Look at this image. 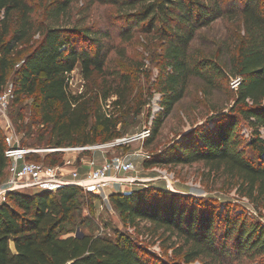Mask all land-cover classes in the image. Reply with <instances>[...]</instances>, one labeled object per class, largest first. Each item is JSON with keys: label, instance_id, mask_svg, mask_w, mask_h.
<instances>
[{"label": "trees", "instance_id": "1", "mask_svg": "<svg viewBox=\"0 0 264 264\" xmlns=\"http://www.w3.org/2000/svg\"><path fill=\"white\" fill-rule=\"evenodd\" d=\"M73 2L51 3L49 15L55 25H43L34 18V9L26 0H0V91L16 68L17 58L24 54L25 48L32 49L14 81L12 106L20 104L25 96H36L38 105L30 125L18 124L22 113L15 120L18 132L25 135L21 147L90 146L99 137L107 142L115 136L118 122L109 113L108 102L112 95L119 93V87L110 84L100 90L97 103L87 91L74 94L70 89L72 73L77 67L81 68L84 85L95 75L102 80L108 75L107 52L103 46L92 52L74 44L77 36L93 41L88 28L57 25ZM124 8L127 40L133 38V28H141L147 34L155 31L164 46L159 83L161 112L155 119L152 139L159 134L164 120L186 98L194 79L202 82V93L207 99L211 93L223 90L224 84L227 94L235 98L229 109L210 105L204 125L146 161L145 166L203 162L210 170L222 171L237 180L240 194L259 208L264 204V137L261 134L264 128V0H124ZM217 20L243 25V35L236 41L235 52L229 48L230 57L225 62L222 53L206 55L193 48L198 33ZM37 35L40 40L35 42ZM111 75L124 78V84L130 88V74ZM236 79H240L239 86L230 90V84ZM244 127L252 130L248 139L241 134ZM243 144L262 158L258 165L246 157ZM10 148L0 129V185L8 170L11 174L6 157ZM27 160L37 162L31 154ZM60 163L54 161L47 165ZM81 193V188L69 185L34 194L10 193L7 204L0 206V264L162 262L130 236L120 235L117 239L84 233L62 236L63 227L79 210L76 198ZM186 199L153 185L110 196L125 226L137 230L142 223H150L147 229L153 235L161 231L159 238L166 235L176 238V244H180L176 254L186 264L199 259L215 264L228 255L226 246L220 247L216 239L219 220L225 223L224 244L233 240L239 257H264L263 224L248 223L246 219L229 215L219 218L216 211H189L187 206H194L197 201Z\"/></svg>", "mask_w": 264, "mask_h": 264}, {"label": "rangeland", "instance_id": "2", "mask_svg": "<svg viewBox=\"0 0 264 264\" xmlns=\"http://www.w3.org/2000/svg\"><path fill=\"white\" fill-rule=\"evenodd\" d=\"M34 9V18L39 24L55 25L49 15V5L56 0H26ZM114 1H118L117 4ZM124 0H74L68 12L61 18L57 25L64 27L88 28L92 34V40L82 37H75L74 44L77 48L94 52L97 47L103 46L107 52V78L102 80L97 75L88 85H84L81 68L77 67L72 73L70 89L74 94L88 92L89 96L97 103L100 96L98 92L105 90L108 85L119 87V93L112 95L109 99V113L118 122L114 137L105 142L103 137L97 139L95 145H109L107 148L97 150L94 153L79 154L78 152H53L46 146H25L38 152L32 153L31 158L37 162L53 164L54 161L62 162L65 158H74L77 154L80 157L105 155L109 159L127 157L137 166V171L130 174L136 179L132 185H110L104 191L95 193L93 190H84L76 198L79 210L72 216L70 223H66L61 234L64 237L76 236L81 233L93 236H102L110 239H117L120 235H126L140 242L148 251L157 255L162 261L160 264H186L182 256L176 254L179 243L176 238L170 239L169 235L159 238L161 231L153 235L147 227L150 223H142L138 229L124 225L119 213L113 206L110 196L119 191L131 192L137 188H145L151 185L181 195L187 198L185 201L196 199L197 204L188 205L190 211L207 210L209 213L216 211L219 218L232 216L236 219H246L248 223L258 222L264 225V204L256 208L255 204L240 194L237 180H233L222 171L210 170L203 162H196L190 165L184 164H155L146 167V161L152 160L156 155L166 151L175 141L182 139V135H189L196 128L207 121L209 107L231 108L234 97L227 94V85L224 89L211 93L207 99L202 93V82L198 79L192 80L186 98L178 104L172 113L164 120L159 134L153 137L155 119L161 112L162 94L159 83L162 76L164 46L160 37L155 31L147 34L141 28H133V38L127 40L124 36L125 20ZM243 35L241 23L231 24L228 21L217 20L210 28L203 29L198 33L193 44L195 51H202L206 55L222 53V61L230 57L228 49L235 52L236 41ZM40 40L37 35L35 42ZM99 45V46H98ZM32 49L25 48L22 56L17 58V66L11 73L6 86L14 90V81L17 78L16 72L21 66L25 57ZM116 73L130 74V88L124 84V78H115ZM5 87V86H4ZM230 90H234L230 84ZM13 104V102H12ZM38 110L37 97L25 96L22 102L13 105L10 109V117L17 133V138L11 131L5 129L2 115L0 113V129L6 135L10 146L16 145L18 139L20 145L25 135L18 132L16 119L20 118L18 113L23 114L18 124L30 125L35 111ZM94 117L95 106L91 108ZM91 118V125L94 118ZM151 129L149 137L136 140L134 137L144 130ZM244 131L249 133L244 135ZM264 130L261 134L264 137ZM252 130L247 127L242 129L244 139L251 136ZM35 133H33L32 137ZM127 141L117 144L118 140ZM150 140V141H149ZM26 141V140H25ZM246 143V142H245ZM245 146L246 157L254 164H259L262 158ZM72 148V147H69ZM65 149V148H63ZM86 155V156H85ZM149 155L150 160L145 156ZM10 170L7 171L2 183L10 177ZM115 186V187H114ZM34 189L24 194H33ZM186 204V203H185ZM199 205H201L199 207ZM229 215V216H228ZM153 230V229H151ZM216 239L220 247L226 246L225 254L221 262L215 264H264V257L238 256L235 243L227 240L225 242V223L218 221L215 229ZM176 244V246H175ZM206 259H199L190 264H213Z\"/></svg>", "mask_w": 264, "mask_h": 264}, {"label": "built area", "instance_id": "3", "mask_svg": "<svg viewBox=\"0 0 264 264\" xmlns=\"http://www.w3.org/2000/svg\"><path fill=\"white\" fill-rule=\"evenodd\" d=\"M240 79L232 81V87L239 86ZM14 90L10 86H5L0 91V113L4 122L5 129L11 131L17 138L14 125L10 117ZM262 131L264 128L261 129ZM264 133V132H262ZM151 129L144 130L141 134L134 137L141 140L149 137ZM244 135L249 133L244 131ZM127 141L118 140L117 144ZM109 145H90L72 148L52 149L53 152H78L87 154L107 148ZM38 152L26 147H21L18 139L16 145L6 151V157L11 164L10 177L0 185V206L7 204L10 193H25L32 189H51L56 191L59 187L69 185L76 186L86 191L93 190L95 193L104 191L110 185H132L136 179L130 177V174L137 171V166L127 157H118L115 159L104 158L98 161L94 156L88 158L80 157L77 154L75 160H63L56 165H47L45 163L33 162L27 160L28 155ZM86 156V155H85ZM145 156V155H144ZM150 159L149 155L145 156ZM87 172L82 174L81 168Z\"/></svg>", "mask_w": 264, "mask_h": 264}, {"label": "crops", "instance_id": "4", "mask_svg": "<svg viewBox=\"0 0 264 264\" xmlns=\"http://www.w3.org/2000/svg\"><path fill=\"white\" fill-rule=\"evenodd\" d=\"M94 157H95L98 161H101V160H103L104 158H106L105 155H103V154L101 155V157H98V156H94ZM75 158L77 159V156L74 157V158H72V157H70V158H65L64 161H65V160H75ZM84 169H85V167H82V168H81V172H82V174H84V173L87 172V171L84 170ZM114 187H115V186H114ZM47 190L53 191V190H51V189H36L34 193L43 192V191H47ZM119 192H123V193H124V191H119ZM127 192H128V191H127ZM34 193H33V194H34ZM11 247H12V249L14 250V246L12 245Z\"/></svg>", "mask_w": 264, "mask_h": 264}, {"label": "water", "instance_id": "5", "mask_svg": "<svg viewBox=\"0 0 264 264\" xmlns=\"http://www.w3.org/2000/svg\"><path fill=\"white\" fill-rule=\"evenodd\" d=\"M184 135H185V134H184ZM184 135H182V137H183ZM182 137H181V138H182Z\"/></svg>", "mask_w": 264, "mask_h": 264}]
</instances>
